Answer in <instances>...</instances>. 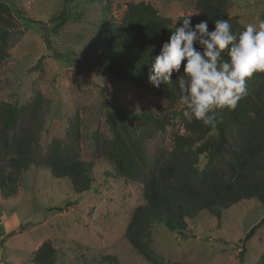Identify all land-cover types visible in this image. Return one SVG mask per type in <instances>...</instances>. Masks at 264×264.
Instances as JSON below:
<instances>
[{"label":"trees","instance_id":"16d2710c","mask_svg":"<svg viewBox=\"0 0 264 264\" xmlns=\"http://www.w3.org/2000/svg\"><path fill=\"white\" fill-rule=\"evenodd\" d=\"M8 1L0 0V65L10 58L12 28L17 24ZM196 3L199 12L191 17L193 25L208 19L212 31L215 19H229L234 32L244 30L245 26L230 16V0ZM87 4L93 5L90 7L98 14L95 41L106 57L102 66L108 76L164 98L168 107L158 115L146 108L109 106L107 122L112 138L94 137L93 160L86 161L82 157L78 111L68 122L65 138H53L44 148L41 140L50 101L36 92L24 105L0 104L1 197H16L26 173L33 171L64 181L76 194L92 191L102 171L106 176L137 182L142 186L145 202L131 217L125 234L127 241L151 264H191L169 262L155 251L152 237L157 225L185 236L191 231L190 223L198 222L203 213L221 219L232 208L252 201L264 208V74H256L248 81L249 93L236 111L217 113L214 127L189 121L177 103L181 93L175 73L171 85L156 88L148 81L155 57L174 31L173 21L145 2L129 3L118 23L110 1L61 0V7L52 17L50 33L58 34L71 19L81 18ZM261 17L264 20V12ZM184 18L178 19L176 27ZM48 36L43 35L42 39L48 42ZM223 56L228 58L226 52ZM41 60L33 69L39 68ZM176 119L185 133H174L172 150L151 163L145 151L146 141L164 132ZM201 157L206 158L202 168ZM262 227L264 217L243 239L241 261L246 243ZM57 251L51 240L44 241L32 264H56ZM256 264H264V254Z\"/></svg>","mask_w":264,"mask_h":264},{"label":"rangeland","instance_id":"374dc122","mask_svg":"<svg viewBox=\"0 0 264 264\" xmlns=\"http://www.w3.org/2000/svg\"><path fill=\"white\" fill-rule=\"evenodd\" d=\"M108 1L118 23L132 2L151 4L173 24L199 12L196 0ZM230 1V16L243 26L261 21L264 0ZM7 3L17 24L12 28L10 58L0 65V104L21 106L41 92L51 103L42 133L44 148L53 138H65L68 122L77 111L86 161L93 160L94 137L112 138L109 106L164 113L168 107L164 98L108 76L102 66L106 57L95 41L99 18L93 5L87 4L81 18L71 19L58 34H51V20L61 0ZM43 35H50L48 42ZM40 59L39 68L33 69ZM176 132L185 133L178 119L146 141L151 163L172 150ZM205 163L201 157L200 168ZM144 202L141 184L106 176L103 171L93 190L85 194L74 193L64 181L42 172H28L16 197L3 199L0 194V264H32L46 240L58 250L56 264H151L125 237L135 209ZM263 217L264 208L252 201L232 208L221 219L203 213L198 222L190 223L191 233L185 236L157 225L152 247L172 263L256 264L264 254V227L246 243L242 261L239 253L246 234Z\"/></svg>","mask_w":264,"mask_h":264},{"label":"clouds","instance_id":"9594fccd","mask_svg":"<svg viewBox=\"0 0 264 264\" xmlns=\"http://www.w3.org/2000/svg\"><path fill=\"white\" fill-rule=\"evenodd\" d=\"M192 16H186L179 27L173 25L174 31L151 65L148 81L156 88L171 85L175 73L183 116L214 127L217 113L236 111L249 93L248 81L264 74V20L234 32L229 19H215L209 31L208 19L193 25Z\"/></svg>","mask_w":264,"mask_h":264}]
</instances>
